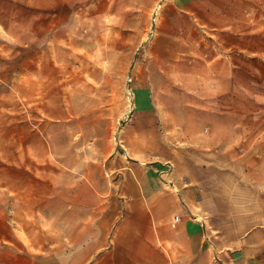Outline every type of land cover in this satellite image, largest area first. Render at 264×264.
<instances>
[{
  "label": "rangeland",
  "instance_id": "obj_1",
  "mask_svg": "<svg viewBox=\"0 0 264 264\" xmlns=\"http://www.w3.org/2000/svg\"><path fill=\"white\" fill-rule=\"evenodd\" d=\"M260 131L264 0H0V204L21 180L46 197L30 149L120 183L178 148H229L217 159L253 171Z\"/></svg>",
  "mask_w": 264,
  "mask_h": 264
},
{
  "label": "crops",
  "instance_id": "obj_2",
  "mask_svg": "<svg viewBox=\"0 0 264 264\" xmlns=\"http://www.w3.org/2000/svg\"><path fill=\"white\" fill-rule=\"evenodd\" d=\"M254 140L244 150L257 156L253 171L217 159L238 155L229 148H178L150 155L170 165L134 169L120 183L103 182L100 167L92 176L96 166L75 180L70 170H81L69 156L60 164L53 149L24 151L44 156V168L17 167L51 175L40 183L44 199L29 179L0 204V226L15 222L0 234V264H264V132ZM40 219L39 245L32 222Z\"/></svg>",
  "mask_w": 264,
  "mask_h": 264
},
{
  "label": "built area",
  "instance_id": "obj_3",
  "mask_svg": "<svg viewBox=\"0 0 264 264\" xmlns=\"http://www.w3.org/2000/svg\"><path fill=\"white\" fill-rule=\"evenodd\" d=\"M175 221H177V218H175Z\"/></svg>",
  "mask_w": 264,
  "mask_h": 264
}]
</instances>
